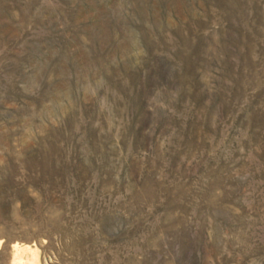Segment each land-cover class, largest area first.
Here are the masks:
<instances>
[{
  "label": "rangeland",
  "instance_id": "1",
  "mask_svg": "<svg viewBox=\"0 0 264 264\" xmlns=\"http://www.w3.org/2000/svg\"><path fill=\"white\" fill-rule=\"evenodd\" d=\"M264 264V0H0V264Z\"/></svg>",
  "mask_w": 264,
  "mask_h": 264
},
{
  "label": "bare ground",
  "instance_id": "2",
  "mask_svg": "<svg viewBox=\"0 0 264 264\" xmlns=\"http://www.w3.org/2000/svg\"><path fill=\"white\" fill-rule=\"evenodd\" d=\"M10 264H40L37 247L31 244H13Z\"/></svg>",
  "mask_w": 264,
  "mask_h": 264
}]
</instances>
